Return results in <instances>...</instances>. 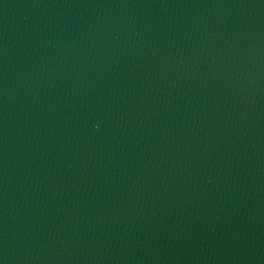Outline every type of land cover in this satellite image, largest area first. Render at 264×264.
<instances>
[{
  "label": "water",
  "instance_id": "obj_1",
  "mask_svg": "<svg viewBox=\"0 0 264 264\" xmlns=\"http://www.w3.org/2000/svg\"><path fill=\"white\" fill-rule=\"evenodd\" d=\"M0 264H264V0H0Z\"/></svg>",
  "mask_w": 264,
  "mask_h": 264
}]
</instances>
